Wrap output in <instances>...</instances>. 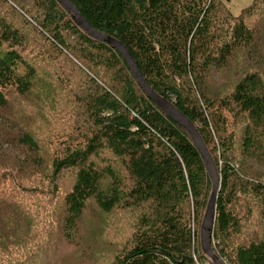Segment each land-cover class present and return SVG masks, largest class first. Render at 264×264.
<instances>
[{
  "label": "trees",
  "instance_id": "16d2710c",
  "mask_svg": "<svg viewBox=\"0 0 264 264\" xmlns=\"http://www.w3.org/2000/svg\"><path fill=\"white\" fill-rule=\"evenodd\" d=\"M71 2L197 127L220 176L214 252L264 264V0L236 15L227 0ZM0 11V149L18 151L0 157V264L209 260L197 225L211 182L185 129L58 0ZM91 216L95 245L66 256Z\"/></svg>",
  "mask_w": 264,
  "mask_h": 264
},
{
  "label": "water",
  "instance_id": "95a60500",
  "mask_svg": "<svg viewBox=\"0 0 264 264\" xmlns=\"http://www.w3.org/2000/svg\"><path fill=\"white\" fill-rule=\"evenodd\" d=\"M58 2L70 13L72 19L90 36L94 37L97 40L107 42L123 56L135 80L137 81L139 87L143 90V92H145L147 96L155 104H157V106L161 110H163L173 121L181 125L189 134L194 145L202 156L207 175L211 182L210 193L200 224V247L203 254L206 255L213 264H225L214 252L211 243V236L215 221L216 200L220 187V176L217 167L197 127L191 122L189 118H187L179 109H177L171 101L167 100L163 96L153 91V89H151V87L148 85L143 75L141 74L132 54L121 41L93 27L79 11V9L74 5V3L71 2V0H58Z\"/></svg>",
  "mask_w": 264,
  "mask_h": 264
},
{
  "label": "rangeland",
  "instance_id": "374dc122",
  "mask_svg": "<svg viewBox=\"0 0 264 264\" xmlns=\"http://www.w3.org/2000/svg\"><path fill=\"white\" fill-rule=\"evenodd\" d=\"M230 11L236 15L240 12L241 8L248 5L251 0H227ZM3 11V10H1ZM0 11V15H3ZM16 20L17 17H14ZM14 20V19H13ZM261 47V44H260ZM258 59V58H254ZM230 73V72H229ZM215 84H219L224 82L225 79L228 78V72L227 73H219L216 72L213 74V77H211ZM52 112V111H51ZM48 118V117H47ZM18 151L13 150L11 147L3 146L0 149V157L1 159H10V160H16L18 157ZM261 169V168H256ZM68 179L63 180L64 184L68 183ZM98 219L94 216H91L87 219V221L83 223H79L75 238L73 240V244L71 245V248L66 251V256H70L71 253H78L82 250H85V248H88L90 245H95L94 242L98 237L99 229H98ZM201 222V221H200ZM194 226V223H192ZM198 229V236H199V230H200V223L197 225ZM212 240V237H211ZM206 261V260H205ZM204 261V262H205ZM199 263H203V261H199Z\"/></svg>",
  "mask_w": 264,
  "mask_h": 264
},
{
  "label": "built area",
  "instance_id": "2783aa9c",
  "mask_svg": "<svg viewBox=\"0 0 264 264\" xmlns=\"http://www.w3.org/2000/svg\"><path fill=\"white\" fill-rule=\"evenodd\" d=\"M197 261V260H196ZM197 264H213L211 261H209V260H207V261H205V262H203V263H199L198 261H197Z\"/></svg>",
  "mask_w": 264,
  "mask_h": 264
}]
</instances>
